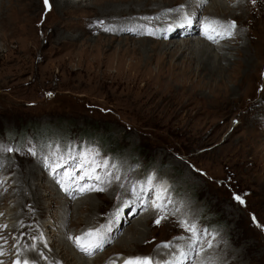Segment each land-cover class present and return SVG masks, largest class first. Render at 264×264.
Wrapping results in <instances>:
<instances>
[{"label": "rangeland", "instance_id": "rangeland-1", "mask_svg": "<svg viewBox=\"0 0 264 264\" xmlns=\"http://www.w3.org/2000/svg\"><path fill=\"white\" fill-rule=\"evenodd\" d=\"M3 1L9 7L6 10L9 16L4 22L0 20V191L5 189L0 196V219L7 220L4 229L17 222L14 218L17 212L15 199L7 201V196H11L19 185L16 181L5 180H12L22 172L27 173L30 168H35L39 174L30 183L39 185L41 204L48 201L46 189L51 190L50 186L56 182L57 195L52 198L56 199L55 205L57 199L69 203L75 201L78 197H67L65 187L60 184L69 177L71 185L83 180L79 189L83 188L87 194L80 195L81 198L96 193L103 199L121 181L127 191L117 193L109 204L106 200L100 202L101 211L91 225L97 227L89 231L95 235L85 238V241L97 238L106 220L115 222L113 229L109 227L106 231L104 237L108 244L100 252H82L74 243L75 238L80 237L79 232L86 228V218L91 215L89 210L73 214L72 221L69 220L66 226V230L73 233L71 239L65 238L68 239L66 243L74 240L73 244H69L72 250L79 257L90 258V262L95 264L93 258H99V254L105 255L109 251L105 258L117 254L116 247L121 236L134 221L151 209L148 208L147 192L144 207H140V211L131 210L134 212L132 217L130 203L136 197L130 194L142 186L149 188L153 194L152 186H159L164 181L171 183L172 191L168 196L171 202L155 210V213L163 215L157 216L151 224L149 238L141 243L145 252H136L137 256L156 258L155 249L164 244L170 245L168 241L188 240L191 233L185 230L187 222L195 225L200 236L199 243L193 241L196 244L190 252L191 256L198 258L197 252L200 251L208 256L213 245L210 242L221 240L215 248L218 257L221 249L225 248L222 244H234L230 264H264V171L258 169L261 163L256 162L260 153L248 152L247 146L238 148V141L248 134L262 143L264 154V135H261L264 123L261 118L253 126L254 119L260 117L249 108L252 103L260 102L264 92V53L259 60L253 58L257 66L262 64V69L258 66L251 72L255 76L248 92L246 86L243 89L237 84L241 78L233 80L228 74L224 75V79L216 80V84L214 80L195 72L182 75L179 74L182 71H167L170 64L182 65L184 56L171 57L154 48L156 43L170 40L164 35L154 38L124 30H116L119 32L116 34L105 30L109 16L101 12L107 1L115 6L144 2L148 3L145 6L148 11H156L163 0H49L50 8L44 0ZM223 1L231 3L227 6L232 11L239 9V0H232L233 4L230 0ZM248 1L245 13L257 12L258 24L261 23V28H264V0ZM210 4L207 6L208 13L213 12V17L223 18L222 9L217 11L212 0ZM239 10L234 19L229 20V25L232 22L236 24L231 38L236 36L237 29H241L242 33L249 29L247 22L243 25L239 16L243 7ZM185 11L176 15V23L182 15L190 17L194 12ZM216 12H220V16ZM206 13L205 7L198 13L199 18L195 15L196 24L200 25ZM133 15L137 14H117V22H124ZM199 30L202 32L201 26ZM192 37L198 36L194 34ZM144 39H150V44H146V50H141L139 41ZM183 39L188 38L180 40ZM228 46L227 52L231 53L228 57L236 60L239 46L235 43ZM175 47L172 43L169 49L174 50ZM193 54L190 50L185 56L192 58L196 56ZM160 61L165 63L163 71L157 68ZM137 63H140L139 70ZM195 66H191L192 71ZM223 80L227 83L220 84ZM223 100L228 103H223ZM81 161L93 171L86 181L87 173L82 170L85 168ZM94 171L96 174L92 176ZM97 189L104 192L97 194L100 191ZM9 191L12 193L9 194ZM236 196H240L244 203L236 200ZM61 205L58 204V211ZM49 212L47 208L42 212L44 217L38 225L46 228L47 242L51 244L56 236H63L64 231L61 232L60 228L61 212L53 220H48ZM182 216L187 220L180 221ZM157 219H160L159 224ZM170 220H175L176 225L173 224L168 231L163 223ZM48 223L53 225L49 229ZM121 223L124 230L119 233ZM75 233L78 235L74 236ZM109 233L111 235L107 239ZM182 233L186 236L177 239ZM11 236V241L17 239L15 234ZM209 243L210 246L204 249ZM20 246L21 252L23 248ZM16 247L14 245L12 250L0 252L6 253L5 260L1 259L0 264L2 260L6 264L18 261L15 259L12 262L13 258L9 257V253L10 256H17L16 250L14 252ZM25 247L27 249L28 245ZM180 247L178 245V249ZM186 250L178 256L184 255ZM120 251L118 259L130 254ZM18 256L28 262L33 257ZM40 256L41 253H38ZM32 261L39 260L34 258ZM190 264L195 262L190 261Z\"/></svg>", "mask_w": 264, "mask_h": 264}, {"label": "bare ground", "instance_id": "bare-ground-1", "mask_svg": "<svg viewBox=\"0 0 264 264\" xmlns=\"http://www.w3.org/2000/svg\"><path fill=\"white\" fill-rule=\"evenodd\" d=\"M104 1H106V0H104ZM122 1H124V0H122ZM107 2H108V4L103 6V10L101 12L102 15L109 16V19L105 23L106 24L105 29L108 28L107 31H111V32L116 34V33H119L120 31L124 30V31L130 32V33H133L135 35L140 34V35L146 36V32L149 30H152V32H153L152 36L154 38H156L160 35H164L165 38L170 39L169 41L167 40L168 42H160V43H156L155 45L153 44L154 48L157 51L159 50V52L162 54L166 53L168 56L170 55L171 57H175L179 54H181L182 57L184 56L183 61L181 62L183 66L170 64L168 67V70H167L169 72L182 71L181 73H179L182 75H185V74L189 75V74H192L195 72L196 74L198 73L200 76L208 77L209 80H214L215 83H216V80L219 81L218 79H224L223 78L224 75L228 74L230 79H233V80H235V79L238 80V78H241L240 83H237V84L239 85L240 88L241 87L243 88L246 86V91L249 92L250 87L252 86L251 82L254 78L253 76H255L251 72L254 71L253 69H255L258 66L260 69H262V64L259 63L257 66L254 63L253 58H255L256 60H259V57H261V55L264 53V43H263L264 28H261V26H260L261 23L258 24L259 15H256L257 12L256 13H253V12L252 13H245L246 9L248 8L247 6L249 5L248 0H239L238 4H237V6H239V9L241 7H243V12H241L239 14V16L241 18V22L243 25H245L244 24L245 21L247 22V25L249 26L248 32L242 33L240 31L241 29L240 30L237 29V31H235V33H234V35H236V36L233 37L235 39H233L231 37L222 38V39H219L217 43H212L210 40H208L206 38V36L204 35V32H200L199 28H200V26H203L205 23H207L209 18H215L216 20L221 22L219 25H216L215 28L222 35L226 36L228 31H231V32L233 31V29L231 30L229 28V22L232 21V19H234L233 16H235V14L237 12H239L240 10L239 9L234 10L235 9L234 8L232 11L228 7L229 4L231 5V3L226 4L223 0H212V5L214 4L213 6H215L217 8V11L222 9L224 19L213 17V12L208 13L209 9H207V6H209V4L211 3V0H207L206 4L202 3V0H179V1L178 0H163L162 3L160 4L159 8L156 11H150V10L148 11L145 7L146 4H148V3H144V2H143L144 4L143 3L139 4V3L133 2V3H130V5H116V6L109 4V1H107ZM230 2H232V4H233L232 0H230ZM157 4H159V3H157ZM222 5L224 7H226L227 9H224ZM7 7L8 6L4 3V1L0 0V20H1V22H4L6 17L9 16L6 13ZM205 7H206V11H207L205 17L202 20H200V22L202 21L200 23V25L196 24V18H197L196 16H198V18H199L198 13H200L201 10L203 11V9H205ZM254 8H256V7H254ZM183 10H186L185 12H188L189 10L194 11V12H192L193 15L188 17V18L193 20V23L191 26H188L186 24L184 27L180 26L181 23L184 21V18L187 17V16L184 17V15H182L183 17H181V19H179L177 21L178 23L175 22L177 20V19L175 20L176 15L178 16V14L183 12ZM219 13L216 12V14L220 16ZM117 14L118 15H124V16H126L127 14H129V15L137 14V15L127 17L126 21H124V22H117V20H119L118 18H116V17H118ZM144 18H148V19H144ZM263 20H264V18L262 19V21ZM131 21H132V23H131ZM225 21H227L228 23L226 24ZM242 24H240V25H242ZM116 30H118L119 32H117ZM222 30H224V31H222ZM194 34H195V36L197 35L198 37H200L199 41L197 40L198 37L197 38L192 37V35L194 36ZM165 35H167V37ZM182 36L184 38H188V39H183L181 41L180 39L183 38ZM178 38H180V39H178ZM231 39H232V41H231ZM111 40H113V38H111ZM149 40L150 39L140 40L139 41L140 42L139 48L141 50H146V48H144V47H146V44H148V43L150 44ZM229 40H230V42H229ZM109 41H110V39H109ZM172 43H174L177 46V48L175 47L174 50L169 49V47H170V45H172ZM221 43H224V45H221ZM232 43L233 44L235 43L236 45L239 46L237 53H235L236 54V58H235L236 60L228 57V56H231V53L227 52L228 51L227 48H229L228 45H230ZM151 49H153V48H151ZM155 49H153V50H155ZM252 49H254L255 51H253ZM190 50H191V52L193 51V53H194L193 55H196V56L192 57V58H186L185 53L189 52ZM252 51L254 53H252ZM120 53H121V51H120ZM241 58L243 59V61H240ZM138 59H136V61ZM146 63H148V62H146ZM139 64H138V70H139ZM142 64L143 63H141V65ZM192 65H196L194 68V71L191 70ZM131 67H132V65H131ZM164 67H165L164 61H162V62L160 61L157 64V68H159L160 71H163ZM145 68H147V64H146ZM132 70H134V69H132ZM143 71L144 70H142V72ZM151 72H152V70H151ZM148 75H150V74H148ZM134 77L135 76H133V78ZM158 81H159V79H158ZM152 82H154V81H152ZM223 82H225V80L221 81L220 84H224ZM226 83L227 82H225V84ZM253 83H255V81ZM218 86H220V85H217V87ZM263 100H264V92L262 93L260 102L252 103L251 107H249L250 110L256 111L257 112L256 115H258V117H260L258 119H254L253 126H255V124L259 123V120L261 118H262V121L261 120L260 121L264 123V116H262L264 114V102H262ZM223 103H228V101L225 102L223 100ZM256 121H258V122H256ZM257 135H260V134H257ZM261 135H264V133L263 134L261 133ZM238 142H239V144H241V145L238 144L239 149H240V146H241V148L247 146V147H249L248 152L253 153V154L255 153L256 155L260 153V155H258L256 157V162L258 161L261 163L260 164L261 167H259L258 169H260V171H264V154H262L263 150L261 149L262 143L261 142L259 143L255 140H253V138L251 136H249L248 134L244 135L243 138L241 140H239ZM95 171H97V170H95ZM95 171H94V174L92 176H94L96 174ZM262 175L264 176V172L262 173ZM260 176H261V174H260ZM4 177L6 178V176H4ZM36 177H39L38 171L35 170V168H30V169H28L27 173L22 172V173H19V175H16L15 177H13L12 180H5V181H9V182L10 181H16L17 184H19L15 187L16 191L13 193H12V191H9V194L12 193V195L9 197L7 196V201L10 200L11 198L15 199L17 212H16L14 218L17 220V222L15 223L14 226H8L7 228H9V229H6V228L4 229L5 222L7 220L3 221V219H0V252H3V250H6V252H7V250H12L13 246L15 245L17 247L14 249V252L16 250V252L18 253L17 256L19 254H22L23 255L22 257H24L26 255L27 256L33 255V257L30 258L31 262H28V264H33V263H35V264H68L69 261H71V262L73 261L74 262L73 264H92V262H90L91 261L90 258L84 257V256L79 257L77 255L78 253L76 254L74 252L75 250L74 249H73L74 251L72 250V247L69 246V244H73L74 240L73 241L71 240L72 242L69 244L66 243V241L70 238L71 234H73L71 231L66 230L67 229L66 226L68 223H70L72 221L70 219H71V216L73 214H77V213L82 214V213L86 212L87 210H89L91 217L87 216L88 217V218H86L87 222L85 221L86 222V228L85 229L83 228L84 230L79 232V234H80L79 236L84 237V243L85 244H90V243L93 244V243L99 242L102 245V247L103 246L105 247L108 244L107 243L108 241H106V239L104 237L106 235L105 233L109 229V227H112V229H113L115 222H112V221L108 222V220H106L107 223L104 224L105 226H103V229H101V234L97 238H92L91 240L85 241V238L87 237L86 233L91 231L93 228L97 227L96 225H95L96 227L95 226L91 227V225H93L95 223V221L97 220L95 218L97 217V215L101 211L102 205H100V202L103 201V203H104L105 202L104 200H106V202H108V204H109V202H111L112 198L114 201V198L116 197L117 193H120V192L123 193V192L127 191L126 190L127 188L123 187V183L120 181V183L117 184V186L113 190V192H110L103 199H100L98 197V195H96V193L95 194H89L90 196H86L84 198H81L82 196L80 197V195L87 194L86 192L79 190V188L82 185L83 180L80 183L78 182V183H75V185H71V179L68 176L69 178L66 179L63 183L61 182L60 184L63 187H65V189H67V191H68V192L66 191L67 197H72V198L78 197V198L75 201H72L70 203L65 202L62 199H57L59 202L57 201V205H55L56 199H52V198L54 197V195H57L56 191L58 189H57V182H56L50 186L51 190L46 189V191L48 192V196H49L48 199H46L48 201H46L45 204H41L40 203L41 194L39 193L40 192L39 185L38 184L37 185H34V184L31 185V183H30V181H32L31 179H34ZM106 182L107 181H105L104 185H106ZM58 183H59V181H58ZM104 187H106V186H104ZM104 189H106V188H104ZM3 190H5V189H2L0 191V196H2ZM148 190H149V188L142 186L140 188V190H137L136 192L134 191V192H132V194H130L131 196H134L136 198H134V200H132V203H130L131 209L129 210L130 212L128 211L129 213L132 212L131 210H133V211L139 210L140 211V207H144L145 195L148 192ZM103 192H104L103 190H100L99 192H97V194L103 193ZM139 192H140V194H138ZM138 195H141V196L138 197ZM59 196L61 197V195H59ZM151 197H153V195ZM126 202H124V204ZM155 202H157V197H155ZM170 202H171V199H169V197H167V199L164 200L161 205L163 206L164 204L170 203ZM58 204L59 205L62 204L60 206L59 211L57 209ZM46 208L50 210L48 220H53L55 217L59 216V213L61 212L62 223L60 225V228L62 230L61 232L64 231V235L61 236L60 238L56 236L54 238V240L51 242V244L47 242L48 238H47V235L45 234L46 228L44 226H43L44 227L43 228L40 225H38V223L41 222L42 218L44 217V215L41 216V214H43L42 212ZM148 208H150V207H148ZM155 210L156 209H149L147 214L144 213L145 215L143 217L139 218L138 220H136L132 223L131 227L128 229V231H126V233L124 235L121 236V238L119 239V241L117 243V247H116V249H117L116 253L117 254L112 255L111 258H109L110 256L105 258V256L107 254H109L108 253L109 251H107L105 253V255H103V253H102V254H99V258H97L98 256L95 259L93 258V262L95 264H97L98 262H99V264H109L110 262H115L116 264H121L127 258L151 257V258H153L154 261L158 262V264H161L162 262L169 260V259H167L169 256L172 257L175 254L178 256L181 254V252L183 250L187 249L186 252L184 253V255L180 256L182 258H179L177 260L178 264H190V261L193 263L195 262V264H223V263L224 264L225 263L230 264L231 263L230 259L233 258V255H234V248H233L234 244L233 243H229V244L227 243L226 245L222 244L225 246V248L221 249V254L219 257L215 253L216 252V250H215L216 245L221 240H219L218 242L211 241L210 243L213 244L211 246H210V243L208 245L207 244L205 245L204 249L208 248L209 246L211 248V251L209 252L208 256L204 255L205 252L201 253V251L197 252L198 258H196L195 256L194 257L191 256L190 252H191V250H193L192 245L196 244L193 242L195 240H193L191 234L188 235L189 239L186 241L181 240L177 243H174L172 241H168V243L170 244V248L160 247L158 249H155L156 258H154L152 256H145V255L144 256H137L136 252L137 253L145 252L143 250V248L141 247V243H143L144 241H146L149 238L150 233H151V232H149L151 224L157 218V216L159 217V216L163 215L160 212L155 213ZM131 214H132L131 216L133 217L134 212H132ZM7 215H9V213ZM194 217H196V216H194ZM45 219H46V217H45ZM179 219H180V221H182V220L186 221L187 217L182 216ZM69 220H70V222H69ZM102 223H104V222H99L98 224H102ZM190 223H191V221H190ZM83 224H85L84 221H83ZM163 224H165L164 228H166L169 231L173 228V224H175V220H170V221L163 223ZM72 225L74 226L75 224H72ZM52 226H53L52 223L51 224L48 223L47 229L51 228ZM75 226H77V225H75ZM118 229H120L119 233L124 230L122 223L120 224ZM119 233H117V234H119ZM14 234L16 235L17 239L16 240L13 239L11 241L9 236L12 235L11 237H13ZM76 235H78V233H75L74 236H76ZM109 235H111V233L107 234V239H108ZM185 236H186V234L182 233V235L180 237H185ZM67 237H68V239L66 240L65 238H67ZM26 244L28 245V248L26 249V247H25V249H24V246ZM178 245H181V247L179 249H178ZM5 246H11V247L6 248ZM18 246L23 248L21 252H20V248ZM76 248H77V246H76ZM120 250L130 252V254L129 255H127L128 253L125 254L124 257H126V258L122 257L121 259H118L119 252H121ZM98 251L100 252L101 250L100 249L95 250V253H97ZM38 253H41L40 257H38ZM5 254L6 253L4 252L2 255H0V260L1 259L5 260V258H6ZM10 255L11 254L9 253V257L13 258L12 262H14L15 259H18V261H20L21 264H24V261H28V260H20L19 256L17 257V256H10ZM34 258L38 259L39 261L33 262L32 259H34ZM45 259H47V260H45ZM192 259L193 260L197 259V260L192 261ZM179 261H183V262L181 263ZM3 262H4V264H6L5 263L6 261L2 260V264H3ZM177 262H175V264H177ZM9 264H11V263H9ZM69 264H71V263H69Z\"/></svg>", "mask_w": 264, "mask_h": 264}, {"label": "snow or ice", "instance_id": "snow-or-ice-1", "mask_svg": "<svg viewBox=\"0 0 264 264\" xmlns=\"http://www.w3.org/2000/svg\"><path fill=\"white\" fill-rule=\"evenodd\" d=\"M252 2L255 3V0H252ZM44 3H45V5L47 7L50 8L49 0H44ZM202 3L206 4L207 0H202ZM144 19H148V18H144ZM99 23L103 24V21H100ZM192 23H193L192 19H190L188 17H185L184 21L181 23L180 26L184 27L185 24L188 25V26H191ZM220 23L221 22L216 20L215 18H209L208 22L203 25L204 35L212 43H217L219 39L228 38V37H230L232 35L231 31H228L226 36L222 35L219 31H217L215 26L219 25ZM235 27H236L235 22H232L229 25L230 29H235ZM105 30L107 31L108 29H105ZM146 34L153 35V32L152 31H147ZM5 150L11 151V149H5ZM97 179H99V177H97ZM65 190L67 191V189H65ZM79 190L80 191H84L83 188H81ZM88 190H92V189H88ZM97 190H100V189H97ZM235 199L238 200L241 204L244 203V201L241 199L240 196H236ZM161 219H163V217H161ZM156 223L159 224L160 223V219H157ZM185 230L189 231L191 233V236H192L193 240H195L196 243H199V235H198L197 229H196L194 224H188L187 222H185ZM86 235L91 237V236H94L95 233L88 232V233H86ZM177 239H183V237H178ZM75 244L79 248L80 251L86 252V253H89V254H91V252L94 251V250L101 249V247H102V245L99 242L94 243V244L90 243V244L86 245L84 243V237L83 236L77 237L75 239ZM163 247L164 248H168V247H170V245L164 244ZM192 247H195V244H193ZM2 254L3 253H0V255H2ZM16 264H20V261H17ZM24 264H28V261H24ZM125 264H158V262L154 261L153 258H151V257H143V258L142 257H135V258H130L127 261H125ZM167 264H175V262L169 261V262H167Z\"/></svg>", "mask_w": 264, "mask_h": 264}]
</instances>
